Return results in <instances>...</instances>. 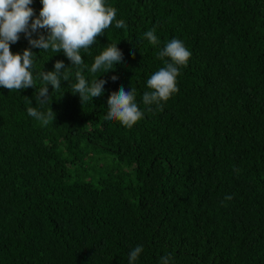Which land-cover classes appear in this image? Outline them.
Masks as SVG:
<instances>
[{
  "label": "trees",
  "instance_id": "16d2710c",
  "mask_svg": "<svg viewBox=\"0 0 264 264\" xmlns=\"http://www.w3.org/2000/svg\"><path fill=\"white\" fill-rule=\"evenodd\" d=\"M106 3L127 27L113 23L81 52L86 80L106 81L88 102L72 93L77 69L62 51L24 33L11 45L32 51L36 87L57 61L69 79L49 85L44 104L35 87H0V264H128L137 246L134 264H264V0ZM30 7L35 19L41 0ZM153 28L155 46L144 36ZM173 38L191 52L178 91L145 106ZM108 44L123 61L90 73ZM121 87L136 89L144 113L131 128L105 118ZM28 107L55 119L43 126Z\"/></svg>",
  "mask_w": 264,
  "mask_h": 264
},
{
  "label": "clouds",
  "instance_id": "9594fccd",
  "mask_svg": "<svg viewBox=\"0 0 264 264\" xmlns=\"http://www.w3.org/2000/svg\"><path fill=\"white\" fill-rule=\"evenodd\" d=\"M32 2L33 0H0V87L9 91L35 87L36 101L44 104L49 98V85L53 90H58L61 87V75L63 74L64 81L69 79L63 61H57L54 71H41L37 74L41 86L36 87L32 71L34 63L32 51L29 48L24 49L22 54H14L11 51V45L18 42L20 34L24 33L33 48L64 53L71 66L77 69L75 72L77 82L72 85V93L79 94L82 104L101 96L106 81L98 78L91 82L86 80L83 69L87 68V65L84 64L81 52H88L97 37L104 35L105 30L113 23L116 29L127 27L124 20L116 19V8L108 5L106 0H41L39 16L33 19L34 10L30 7ZM38 29H45L47 35L41 34L37 39H32V33ZM155 32L156 29L153 28L144 34L153 46L159 43ZM190 56L191 52L179 39L173 38L165 44L157 54V59L164 61V66L151 74L146 81L150 91H146L142 96L145 106L155 104L162 108V104L178 91L179 69L187 65ZM122 61L123 55L117 44H108L95 56L89 71L93 74L106 73ZM116 79V76L112 77L113 81ZM107 106L105 118L118 121L127 128L138 123L144 115L136 102L135 88L126 91L121 87L118 93L113 92L107 100ZM27 113L43 126L55 119V113L51 108L47 112H42L37 107H28ZM142 250V246L131 250L128 264H134ZM168 259L170 257L162 258V264H168Z\"/></svg>",
  "mask_w": 264,
  "mask_h": 264
}]
</instances>
